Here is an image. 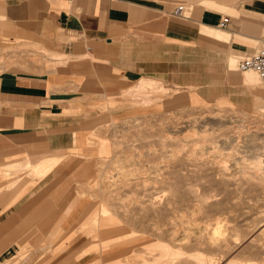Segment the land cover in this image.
Returning a JSON list of instances; mask_svg holds the SVG:
<instances>
[{
	"label": "crops",
	"instance_id": "obj_1",
	"mask_svg": "<svg viewBox=\"0 0 264 264\" xmlns=\"http://www.w3.org/2000/svg\"><path fill=\"white\" fill-rule=\"evenodd\" d=\"M262 49L264 0H0V264L117 259L89 242L119 232L88 234L86 193L118 128L205 89L264 101L234 68Z\"/></svg>",
	"mask_w": 264,
	"mask_h": 264
},
{
	"label": "bare ground",
	"instance_id": "obj_2",
	"mask_svg": "<svg viewBox=\"0 0 264 264\" xmlns=\"http://www.w3.org/2000/svg\"><path fill=\"white\" fill-rule=\"evenodd\" d=\"M239 73L252 74L263 85L255 72ZM222 103L220 102L219 105L224 104ZM254 107L262 110V116L256 117L257 119L252 120V122H247L249 118L247 114H243L242 124L239 122L241 125H233L230 123L231 121L223 120L221 117L224 114L219 115L220 118L217 119V122L205 121L201 123L197 121L198 119L192 118L191 122L184 125V129H190L189 133L184 135V139L178 142L180 144L175 145L165 156L168 167L178 165L180 170H143V162L133 163L139 168L125 170L126 165L124 164L129 162L126 156L114 161V163L119 164L117 174H108L109 172L99 170L98 175L103 178L104 182H106V179L120 180L125 183L131 181V184H140L145 193L150 190L145 189L146 185L157 184L158 186L151 187L152 192L150 193L155 195L164 194L167 198L165 202L161 200L159 202H150L143 208L140 206V210H132L131 212L126 208L127 204H124L121 212L126 217L111 220L106 217L107 214L115 215L119 211L116 212L107 208L109 207L107 206V200L110 197L108 196L110 193L104 192L106 190L103 188L100 195L102 196V203L95 212L96 217L92 219L91 227L87 230L90 235L94 230L96 233L111 229H118L119 231L121 229L119 227L120 224H117L119 221H122V224L123 222L128 223L131 232L116 236L115 239L108 241L110 242L109 244L135 239L136 233H152L159 239L160 243L157 242L150 245L148 250L152 251V246L154 245L156 249L157 247L161 248L160 252L151 259L141 258V260L135 262L136 264H264V173L258 169V171L242 174L240 177L235 178L229 170H226L225 164L216 165L218 170L203 169V167L212 163L203 160L206 146L210 145L213 149L216 148L218 150H221L218 145H224L231 149L237 147L240 149L242 147L244 152V148L247 150L249 147H254L257 141L262 139L259 131L264 130L262 127L264 126V104L254 103ZM217 111L226 113V115L231 113L230 109ZM189 117L194 116L190 115ZM162 124L165 125L167 123ZM245 124H251L257 130L250 131ZM152 125L147 122L146 126L142 127L144 130L137 129L138 134L149 131L153 128ZM170 125L171 128L175 127L173 123H170ZM207 126L210 128H206ZM136 127V124L126 125L127 129H135ZM161 128L164 129V126ZM166 131L167 129L164 132L165 135ZM183 142L189 145V150L185 156L179 157V153L183 150L181 145ZM238 143H241L242 146H237ZM198 148L201 150L200 153H196ZM254 148L257 150L256 147ZM147 150L149 151L148 157L156 158L155 161L149 162L151 167H160L161 162L158 161L163 157L161 154L155 153V145H152ZM247 152L249 151L247 150ZM141 156V154H138L134 157L140 158ZM190 163L197 169L184 170L185 168L187 169L188 165L190 166ZM145 193H142V195ZM137 202V195L131 196L130 203L135 205L138 204ZM177 203L186 205L191 210V216L197 213L202 214L207 216V218L210 217L212 223L208 226L189 229L188 231L190 232L185 233L181 238H177L175 220L169 218L171 215L167 212L168 206H173ZM173 213H176L175 210ZM127 215L131 216L128 218ZM140 215L142 217H139ZM225 215V218L222 217ZM214 216L218 217L215 218ZM213 217L214 219H212ZM146 219L147 221H152L148 227L144 225ZM170 219L173 221L171 228L168 229ZM149 221L148 223H150ZM195 221V219L190 218L188 223L192 226ZM239 222H242V224H239ZM128 225L126 226L128 227ZM124 262L127 264L129 261Z\"/></svg>",
	"mask_w": 264,
	"mask_h": 264
},
{
	"label": "rangeland",
	"instance_id": "obj_3",
	"mask_svg": "<svg viewBox=\"0 0 264 264\" xmlns=\"http://www.w3.org/2000/svg\"><path fill=\"white\" fill-rule=\"evenodd\" d=\"M234 68L237 69V65L234 66ZM257 84L258 85L252 88L253 90L264 88V84L263 85L260 84L259 81L257 82ZM201 96L204 98V100L201 99L198 102H195L194 104H190V105L184 104L185 106L183 107V109L174 110L172 109V107H169V109H167L166 111H163L156 115L136 117L133 120L123 122L122 126L118 128L117 135L114 136V145H113L114 148H113L112 157L106 158V159L102 158L100 163L98 164V169L101 171L104 170L106 172H109L108 174L110 173L117 174L119 164L114 163V161L116 159L122 158L123 156H126L129 162L124 164L126 165L125 170H133L134 168H139V166H135L134 164H138L140 162H143L142 164L143 170H180V168H178V165L175 167L174 166L168 167L167 158L165 156H167V153L171 149H173L175 145L180 144L178 142L181 139H184V135L189 133L190 129H184V125L191 122L194 118L198 119L197 121L201 123L205 121L217 122V119L220 118L219 115L224 114L221 117L223 120L227 122L231 121L230 123H232L233 125H241L243 114H247L249 118L247 122H252V120L257 119L262 116V113H261L262 110L255 108L254 102L260 101L264 104V101L260 100L257 97H254L253 99V97H251L250 95L247 96L243 94V90L240 91L237 89L235 92H233V94H230V96H228L229 99H226L224 97L219 98V96L216 93L210 94L206 89L201 91ZM153 101L154 100H152V102ZM220 102H223L225 105L222 103L223 105L220 104L221 105L220 106L219 105ZM220 109L221 110L230 109L231 113L229 114L227 113V115L226 113H219L217 110H220ZM190 115L194 117H189ZM225 116L227 118H223ZM147 122L150 124H153L152 125L153 128L150 129L149 131H146L147 133L142 132L138 134L137 129L144 130V128L142 127L146 126ZM165 122L167 124L163 125L162 123H165ZM239 122L241 124H239ZM134 123L137 125L135 129L126 128V125L127 126L135 125ZM170 123L175 124L174 125L175 127L171 128ZM139 125L141 126L138 127ZM245 125L247 126V128L250 129V131L257 130L251 124L250 125L245 124ZM163 126H164V129L161 128ZM262 127L264 128V126ZM206 128H210V127L207 126ZM166 129L167 131L165 135L164 132ZM259 134L262 139L257 141L256 146H254L257 148V150L254 147H251L252 149L249 147V149H247L249 152H247L246 148H244V152L246 153L243 152L242 147H240V149L239 147L235 149H231L230 147H226L224 145H221V146L218 145L221 149V150H218L216 148L213 149L212 146L210 145L206 146L205 148L206 150L204 151L205 156L203 157V160H206L212 163L207 165L206 167H203V169L204 170H218L216 165L225 164L226 170H229L232 173V175L235 176V178L240 177L242 174L245 175L250 172L258 171V169H260V172L264 173V146H263L264 145V141H263L264 140V130L259 131ZM175 140L177 141L176 143H175ZM152 145H155L156 147L155 153L161 154V156L163 157L161 158V160L158 161V162H161L160 167L158 168L151 167L149 163L150 161L156 160L155 157H148L147 155L149 153L147 149H149ZM181 145L183 146V150L182 152L179 153V157L185 156L187 154V151L189 150V145L186 142H183ZM237 146H242V144L238 143ZM196 151H197L196 153H200L201 150L198 148ZM138 154H141L142 156L140 158L134 157ZM105 163L107 164V166H105L106 165ZM190 166L188 165L187 169L185 168L184 170H196L197 169L196 167L192 166L191 163H190ZM99 170H98V173H99ZM105 181L106 182H104L103 178L100 175H97V180H96L95 185L90 190H88L86 195L88 196V198L95 199L98 205L102 203V200H101L102 196H100L101 190L103 191V188H104V190H106L104 192H108V194L110 193L108 195L110 196L108 197L110 200L109 199L107 200V203H108L107 206L109 207L107 208L109 210L111 209L116 212L119 211V213L115 215L114 214L112 215L110 213L107 214L106 217L110 218L111 220L113 219L116 220L117 218L126 217V215L122 214L121 212L124 204L125 205L127 204L126 208H128L131 212L132 210L133 211L140 210L141 207L142 208L145 207L150 202H159L160 200L165 202L167 198L164 194L155 195L153 193H150L152 192L151 187L154 188L158 186L157 184L146 185L145 189H150V190L149 192L145 193L142 190L143 187L140 184H131V181L128 183H125L120 180H114V179L112 180L106 179ZM142 193H145V194L142 195ZM133 195H137L138 204L133 205L130 203L131 196ZM143 202L145 203L143 204ZM174 210L176 213H173ZM190 211L191 210L188 209L186 205L181 204V203H177L176 205H173V206L172 205L168 206L167 212L169 213V215H171V217L169 218L175 220V224H176L175 233H176L177 238H181L185 233L190 232L188 231L189 229H195L197 227L208 226L212 223L210 220V217L207 218V216L198 214V213L196 215L191 216ZM127 216L129 218L131 215H127ZM94 217H96V214L92 216V219ZM139 217H142V216L140 215ZM214 217L216 218L218 216H214ZM214 217L212 219H214ZM222 217L225 218L226 215ZM190 218H193L196 220L195 224L192 226L189 225L188 223V220ZM92 219L90 223L87 225L86 230H88V228L91 227ZM171 219L169 220L168 229L171 228V223L173 221ZM148 221L146 219V222L144 223L146 227L150 226V224L152 223V221H149L150 223H148ZM119 222L117 224L118 225L120 224L119 227L121 229H119L118 231L119 232L118 236L121 234H129L131 232V228L129 227L128 223L123 222L122 224V221H119ZM239 224H242V222H239ZM126 225H128L129 228ZM88 234H90V232ZM92 234L94 236H97L98 232L96 233L94 230L91 232V235ZM115 234L117 233L113 234L109 232V233L101 234L100 236H98V239L97 238H94L91 240L89 239V242H95V244H98V245H100L101 241H103L100 245V247H102L103 250H106L112 247H118V246L125 249V250L120 249V250H123L121 251L122 254H120L117 259L115 260L112 259L114 261L109 262L108 264H112V263L126 264V262L124 261H129L130 264H133V263L136 264L135 262H138V260H141V258L151 259L161 250V248H158V247L156 249L154 245H153L154 247L152 246V251L154 249L156 250H154L153 252L148 250V248L150 249V245L156 244L157 242L160 243L159 239H157L156 236L152 235V233H146V232H140L139 234L136 233L135 235L137 236L135 237V239L121 242V243L120 242L114 243V245L111 246V244H109L110 242H108V239L112 238L113 235H114L113 239H115L116 238ZM128 242L130 243L129 246H127ZM123 244H125L124 247H122ZM97 249L98 248L95 247L93 250H97Z\"/></svg>",
	"mask_w": 264,
	"mask_h": 264
},
{
	"label": "built area",
	"instance_id": "obj_4",
	"mask_svg": "<svg viewBox=\"0 0 264 264\" xmlns=\"http://www.w3.org/2000/svg\"><path fill=\"white\" fill-rule=\"evenodd\" d=\"M188 10L185 4H180L173 11L172 15L179 19H187L189 15L185 16L184 13ZM228 23V17L221 20L218 27L220 29L224 28ZM237 70L239 72L245 73L248 71H253L257 74L259 80L264 84V49L258 50L254 54L242 58L237 64Z\"/></svg>",
	"mask_w": 264,
	"mask_h": 264
}]
</instances>
